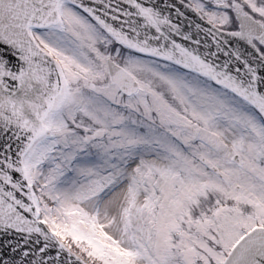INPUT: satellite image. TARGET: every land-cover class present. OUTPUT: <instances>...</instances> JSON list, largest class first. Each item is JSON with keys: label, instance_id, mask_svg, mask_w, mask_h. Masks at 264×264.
Instances as JSON below:
<instances>
[{"label": "snow or ice", "instance_id": "6c2138e0", "mask_svg": "<svg viewBox=\"0 0 264 264\" xmlns=\"http://www.w3.org/2000/svg\"><path fill=\"white\" fill-rule=\"evenodd\" d=\"M0 264H264V0H0Z\"/></svg>", "mask_w": 264, "mask_h": 264}]
</instances>
